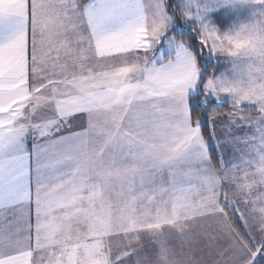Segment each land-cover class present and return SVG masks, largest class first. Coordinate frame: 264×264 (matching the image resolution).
I'll return each instance as SVG.
<instances>
[{
    "label": "snow or ice",
    "instance_id": "1",
    "mask_svg": "<svg viewBox=\"0 0 264 264\" xmlns=\"http://www.w3.org/2000/svg\"><path fill=\"white\" fill-rule=\"evenodd\" d=\"M0 264H264V0H0Z\"/></svg>",
    "mask_w": 264,
    "mask_h": 264
},
{
    "label": "rangeland",
    "instance_id": "2",
    "mask_svg": "<svg viewBox=\"0 0 264 264\" xmlns=\"http://www.w3.org/2000/svg\"><path fill=\"white\" fill-rule=\"evenodd\" d=\"M212 19L214 22L220 23L223 22L225 25L231 23V20L227 18L226 15L224 14H218V13H213L212 14ZM222 70V69H221ZM211 71V68H209V72ZM227 113V112H225ZM250 113H243V115H249ZM145 243H147V240H145Z\"/></svg>",
    "mask_w": 264,
    "mask_h": 264
},
{
    "label": "trees",
    "instance_id": "3",
    "mask_svg": "<svg viewBox=\"0 0 264 264\" xmlns=\"http://www.w3.org/2000/svg\"><path fill=\"white\" fill-rule=\"evenodd\" d=\"M177 31L179 32V30H177ZM180 35L183 36V33H180ZM191 40H192L193 43L196 42L194 37H191ZM223 107H224V109H223L224 112H228V111L230 110V106L227 107V106L225 105V106H223ZM245 113H248V112H245Z\"/></svg>",
    "mask_w": 264,
    "mask_h": 264
}]
</instances>
